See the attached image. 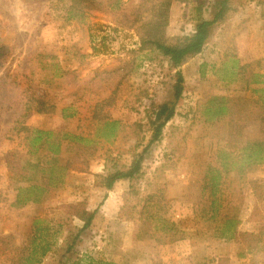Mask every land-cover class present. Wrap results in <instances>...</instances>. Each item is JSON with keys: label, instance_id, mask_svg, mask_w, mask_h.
<instances>
[{"label": "rangeland", "instance_id": "obj_1", "mask_svg": "<svg viewBox=\"0 0 264 264\" xmlns=\"http://www.w3.org/2000/svg\"><path fill=\"white\" fill-rule=\"evenodd\" d=\"M140 1L98 0V9L69 17L64 8L68 0H0V43L11 49L10 56L0 61V264H17V249L37 215L65 222L59 251L43 262L64 264L80 224L70 213V204L97 210L72 247L70 263L80 259V264H87L93 257L126 259L131 264H264V250L239 257L240 244L235 240L177 235L158 241L139 199L147 180H161L160 198L175 199L171 207L175 218H185L191 226L192 210L182 201L189 195L184 196L191 173L198 182L203 175L198 168L201 159L208 161L234 125L247 139L264 137L258 116L242 120L228 115L209 121L202 111L212 95L225 96L232 104L258 99L251 86L262 84L247 85L251 74L264 75V20L256 0H232L227 20L214 28L204 50L182 65L185 90L177 114L134 176L113 187L101 177L107 160L116 159L128 168L132 149L142 136L132 132V122L144 118L152 100L171 97L168 62L155 51H139L138 36L129 27V13ZM211 1H173L167 33H191L199 18L212 17ZM232 59H238L240 66L235 76ZM98 101H104L102 114L127 123L119 127L116 138L100 139L95 157L87 164L72 159L73 153L64 154V165L50 183L21 181L28 171L15 162L26 144L13 128L24 121L56 133L87 134L94 131L91 117ZM148 138L149 134L145 143ZM242 146L233 149L237 155ZM228 182L226 192L242 203L239 229L264 230V165L242 175L233 171ZM197 184L190 186L193 195L199 193ZM19 186L30 187L28 193L36 200L15 205ZM137 187L140 191L132 193ZM261 239L264 244V233Z\"/></svg>", "mask_w": 264, "mask_h": 264}, {"label": "trees", "instance_id": "obj_2", "mask_svg": "<svg viewBox=\"0 0 264 264\" xmlns=\"http://www.w3.org/2000/svg\"><path fill=\"white\" fill-rule=\"evenodd\" d=\"M173 1L189 0H141L129 13V27L135 31L139 39L138 50L155 51L160 54L170 66L173 82L169 86L171 97L161 102L152 100L144 110V118L132 122L130 126L132 132L142 136L132 149L128 168L125 169L116 159L107 160L106 172L101 177L109 187H113L119 180L134 176L151 152L153 144L162 137L168 123L176 116L178 102L185 90V76L181 67L188 58L204 50L214 28L227 20L229 3L232 0H212L210 3L214 12L211 18H199L191 33L169 35L167 26ZM68 2L64 8L69 17L85 15L100 7L98 0H68ZM257 3L261 6L260 16L264 20V0H257ZM10 51V47L0 43V61L7 59ZM232 61L234 67L232 74L235 76L240 66L238 59H232ZM261 75L255 72L247 78L248 87L252 82L262 84L257 88L251 86V90L258 96L257 101L232 104L225 96L212 95L203 104L202 111L207 120L220 119L228 115L239 116L242 120L250 116H258L261 122L260 130L264 132V75L260 78ZM253 77L255 78L250 80ZM233 79L237 78L233 77L231 80ZM103 103L104 101H98L94 105L91 117V129L94 131L87 134H84L82 130L75 132L63 130L62 133H56L52 128H42L20 121L13 129L24 138L26 151L18 154L15 166L19 164L20 169L28 171L21 181L30 183L35 179L37 183H50L55 172L64 165L62 163L64 154L69 153L68 157H71L73 153L72 159L87 164L95 157L100 139L116 138L119 127L126 126L127 123L108 114H102ZM236 127V125L233 126V132H229L225 142L213 148L207 162H202L201 159L198 168L203 175L199 182L192 179V173L189 176L187 193L184 196L189 195L186 202L182 201V203L189 204L192 210L193 217H188L194 222L191 226L185 221L187 219L175 218L174 210L171 211V207L176 203L175 199L160 198L159 192L163 191L160 187L161 180L153 178L146 181V189L143 190V196L139 199L142 212L145 218L151 220L158 235V241L174 240L177 235L190 238L210 236L219 240L238 242L239 257H246L248 254L264 250V244H261L264 230L261 229L257 233L240 230L238 226L243 213L242 203L234 200L232 192H226L230 186L228 182L230 173L239 171L242 175L264 165V137L247 139L243 136L242 128L238 126L235 129ZM147 134L149 138L145 143ZM238 144L243 145L241 155H237L233 150ZM196 166L197 164L194 163L193 167ZM195 181L199 189L197 195H193L190 189ZM29 190L28 186H19V192L13 203L24 205L35 201L36 199L28 193ZM138 191H140L139 187L132 189V193ZM68 208L70 213L78 217L80 224L74 241L67 248L63 263L80 264V259L70 263L68 256L74 244L80 240L81 233L92 224L97 210L89 211L80 207L79 204H70ZM65 227V222L59 221L54 216H34L30 233L22 246L17 249L15 263L43 264L47 257L59 251ZM89 260L87 264H131L126 259L116 261L109 258L90 257Z\"/></svg>", "mask_w": 264, "mask_h": 264}, {"label": "crops", "instance_id": "obj_3", "mask_svg": "<svg viewBox=\"0 0 264 264\" xmlns=\"http://www.w3.org/2000/svg\"><path fill=\"white\" fill-rule=\"evenodd\" d=\"M255 2L257 3V0H256ZM256 5L259 6L258 3H257ZM259 7L261 8V6H259ZM261 19H262V18H261Z\"/></svg>", "mask_w": 264, "mask_h": 264}]
</instances>
